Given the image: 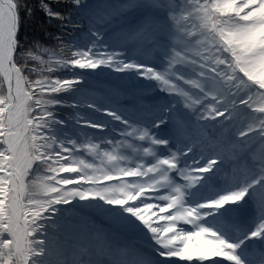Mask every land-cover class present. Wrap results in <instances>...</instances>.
I'll return each instance as SVG.
<instances>
[{
  "label": "snow or ice",
  "instance_id": "obj_1",
  "mask_svg": "<svg viewBox=\"0 0 264 264\" xmlns=\"http://www.w3.org/2000/svg\"><path fill=\"white\" fill-rule=\"evenodd\" d=\"M179 262L264 264V0H0V264Z\"/></svg>",
  "mask_w": 264,
  "mask_h": 264
},
{
  "label": "trees",
  "instance_id": "obj_2",
  "mask_svg": "<svg viewBox=\"0 0 264 264\" xmlns=\"http://www.w3.org/2000/svg\"><path fill=\"white\" fill-rule=\"evenodd\" d=\"M87 2L90 5L95 6L97 4L104 3L105 0H87ZM107 2L120 4L123 3L124 0H107ZM36 3L37 0H31L32 6H35ZM126 15H127V19H122V18L117 19L116 21L113 22L112 29H109V31H112L113 29L117 30L116 32H114V36L116 38H119V29L129 26V24L134 19V14H126ZM55 31H56V22L55 21L49 22L47 17H45L42 12L37 11L32 18L26 19L24 21L21 32V38L22 40H26L28 42L37 40L45 44H49L51 43L50 34L54 35ZM110 75H111V71H108V69H105L102 72L100 70H97V73L89 79L88 83H93L95 86L104 87L105 85H101L104 84V80L101 79L100 77L103 76L104 78L108 79ZM70 112L71 109L68 108L59 109V115H61V117L70 114Z\"/></svg>",
  "mask_w": 264,
  "mask_h": 264
},
{
  "label": "rangeland",
  "instance_id": "obj_3",
  "mask_svg": "<svg viewBox=\"0 0 264 264\" xmlns=\"http://www.w3.org/2000/svg\"><path fill=\"white\" fill-rule=\"evenodd\" d=\"M108 71H110V70H108ZM110 76L108 77L109 80L107 81L108 89H107L106 83L101 84V85H105L104 87H102V86L96 87L93 84H89L90 89H92L93 93H95L97 97H99L101 99L111 100V99H113V94L117 95L119 93H120V95L130 97V96H133V94L134 95L138 94V93H136L135 89H140L142 91V90L146 89L148 86V82L141 81V80H130L127 77H125L124 74H118V73L111 72ZM100 78L103 80L107 79V78H104L103 76H101ZM126 81H130V83H131V85H128L129 89L124 88L125 85H122ZM101 89H107V90H101ZM99 91H101V93H100L101 96L97 95V93ZM148 95L151 97H157V96H161L163 94L156 93V92H149ZM131 100H132V98H128V99L124 100L123 102H126V101L130 102ZM119 106L124 107L122 104H120ZM124 108H126V107H124ZM85 111H87V110H85Z\"/></svg>",
  "mask_w": 264,
  "mask_h": 264
},
{
  "label": "bare ground",
  "instance_id": "obj_4",
  "mask_svg": "<svg viewBox=\"0 0 264 264\" xmlns=\"http://www.w3.org/2000/svg\"><path fill=\"white\" fill-rule=\"evenodd\" d=\"M122 85H125L126 87H129L128 85H131L130 81H126L125 83H123ZM136 93H138L139 95H141V90L140 89H135ZM131 97V96H130ZM129 96H123L119 94H113V100L116 102H120L122 103L124 100L130 98ZM121 100V101H120ZM179 264H183V262H179Z\"/></svg>",
  "mask_w": 264,
  "mask_h": 264
}]
</instances>
